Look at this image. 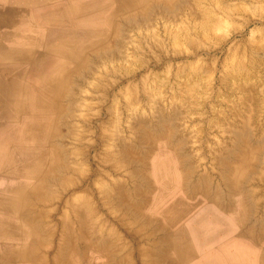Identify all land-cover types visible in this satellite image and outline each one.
<instances>
[{
    "label": "bare ground",
    "instance_id": "bare-ground-1",
    "mask_svg": "<svg viewBox=\"0 0 264 264\" xmlns=\"http://www.w3.org/2000/svg\"><path fill=\"white\" fill-rule=\"evenodd\" d=\"M215 1H217V0H215ZM215 1H213V2L215 3ZM219 1H221V3H222V0H218V2ZM244 2L247 3L248 5L252 4L254 7H258L260 2L262 4H264V0H241L238 3L235 2V4L228 3V4H231L230 6L227 5L228 7L223 5L222 7L219 8L218 11H220L222 13V15L227 17V18L228 17L229 18H233V17H231L233 15H238V14L242 15L243 14L242 13L243 12V8L239 4L243 5ZM100 3L101 4L99 5L97 12H95V9H94V12H93V11H91V8L86 7V10H88L89 14L85 17V21H89V22L86 23L87 27H89V28L84 29L83 33L79 34L76 38H73L72 40H69V42L67 43L68 44V51L67 52L62 51V50H58L59 52H62V54H61L62 55L61 57H62V60H63L62 62L67 64L68 66L65 69L57 70V71H41L40 69L35 71L36 79L38 77L37 73L39 72L40 73V75L38 74L40 76V77H38L39 80H41V78H42L43 80L41 82H43V87H47L48 88V89H46L47 95H45L47 100L46 101L44 100V102H43L44 103L43 104L44 105V110L46 112H49L46 115H43L45 117L44 118V120H45L44 124L47 125V127L44 129V133H43V129H41V128H43V126L42 125L40 126V124L37 123L38 122L37 119H34L31 122V125L35 127L34 130L37 131L35 133L36 135L43 133V136L45 134L48 137V147L49 148L47 150L41 151L39 153V155L41 157L43 156L42 157L43 161H46L43 164H46L48 162V168L50 169L49 171L51 173H50L49 177H47V178H46L45 174H43V180H47V179H48L47 181H52V180L56 181L57 180L56 182L61 183V186L65 185V187H68V189L71 187V189L73 190V192H71L72 195L69 198L66 197L65 206H67L68 208L72 209V211L74 212V216H73L74 219L70 220L68 215H66L67 218L64 216L59 221V226H61V228H60L61 231L59 233V236L58 235L57 236L60 237V239H61L60 246H58V250L61 251V254L58 253L59 255L58 256L56 255L55 257L58 258V260H60L61 263L62 262L64 263V261L66 259L67 260L66 264H86L89 261L91 262V259L98 260V262H99V259L101 257L102 258L106 257V259H107L106 264H110L109 260H111V257L113 258V260H114L113 262H115V264H159L161 260H160V255L157 254L158 252H155L154 254L151 253L154 250H158V249L150 248V247H147V246H144V245L141 246L142 241L147 239V236L144 235L143 233L141 234L139 229H136L135 232H132V231H133V228H135L139 224V223H136L134 221V217L137 214L140 215V213L149 206L148 197L150 196V191H149L150 190V185L146 184V182H147V180L150 177H152V176L155 177L156 176L153 173H151V170H150V166L152 165V163L153 164L161 163L160 166H161V168L164 169V172H162L160 174L161 178L166 179V180H170L172 178L173 174H175V175L177 174L178 177H179V182L182 185H187L188 176H189V171H188L189 169L188 168H189L190 165H192V163L194 162L193 161L194 159H193V157L191 155L189 156L186 153L188 150L184 146L183 143H185L187 140L185 142H183V140H181V138L177 137V134H175V132H176L175 131L176 130L175 127L176 126L172 123L173 120H171V122H170V121H168L170 119H167L169 116L171 117V115H170L171 113L172 114L174 113L173 111H174V109H176V107H175L176 104L170 109L169 112H165L162 109L164 105L162 106V108L158 105L156 107L155 114L152 113L155 116L154 117L152 115V117L155 118L153 120H149L150 118L147 119L148 117L147 118L146 117H141V115L135 116L133 121H132V123H131V125L128 126L129 130L126 131L128 133H129V131L131 132V136L132 137H130V138H126L125 135H122V133H121L122 131H121L120 128H123V127H121V126H119L117 124V122L119 123V121H117V119L113 120L114 123H112L111 119L108 122V123H110V125L112 124V129H111L110 133H105L104 132L105 130L102 129L101 124L98 123L97 127L95 128V130L99 131L98 135L97 136L95 135V137H97V140H98L97 144H90V142H88L90 140V138H89L90 136L88 137L89 138L88 141H85V138L83 139L82 132L79 130L78 126L76 125V122L73 121V119H74V115L73 114L79 115L78 111L80 109H78V108L80 106H82V103L84 101L83 98H81V96L79 94L81 93V90H83L82 87L85 86L84 83H87L88 80H90V78L92 77L93 73H95V75H93V76H95V78H94L95 80L92 81V79H91L92 82H89V83L92 84L91 85L92 88L97 93V97H96L97 98V103H96V105L94 104L95 106L93 105L91 109L95 110L96 108H93V107H97L98 109H100V110L103 109L105 111H108L109 114H111L113 109L116 110L115 107H118L117 103H119L118 100L120 98H123V100L126 101L122 105L124 107V109H125L126 106L129 105L127 103V101H132L135 98L138 99L137 97H139L141 99L147 97V94H146L147 91L144 90L145 87L147 86V83L149 82L146 79V75L147 74L146 75L144 74V75L136 76V77H131V78L121 77L118 80H116L117 71L118 70H122L121 67L124 66V65L122 66L121 64H117L120 61L119 60L117 62V60H118V58L121 59V57H123L124 55L127 54V53L124 54V49H125L124 46H125L126 42L129 39H131V38H129V36H125L124 33L127 30L131 31V30H134L135 28H137V30H138L139 27H143V26L146 27V28L151 27L153 19H154L155 16H160V17L165 18L166 20L168 19L170 21H176V19L180 20L181 17H179V15L182 14V12L184 13L185 10H187V9H190V11H191L190 13L194 16L195 10L197 11V9H195V6L191 7V5H192V3L194 5V4H197L198 2H197V0L196 1L195 0H192V1L191 0H101ZM218 5H220V4H218ZM114 6H117V8L115 7L116 9H114L115 11L112 12V16H110V18H107V19L100 18V8L101 7L104 9L105 7L109 8V7H114ZM200 10L197 13H199ZM213 11L214 10L211 9V6H210V8L205 9L204 12L202 11L203 12L202 21L206 25V28H207L206 31L207 30L208 31L215 30V27L219 25V24L218 25L216 24V26L214 27L212 19L215 16V14L212 17V14L214 13ZM197 13H196V15H197ZM41 16H43V15H41ZM41 19H42V17H41ZM217 20H219V18H217ZM263 20H264V16H263ZM91 21L94 22V23H92ZM216 22H218V21H215V23ZM219 22H220V20H219ZM104 24L107 25L108 27H110V33H107L105 36L100 37L101 26H103ZM201 24H202V22H201ZM221 25L222 24L220 22V28H221ZM201 28H202V26H201ZM261 28L262 27H259V29H261ZM214 32L215 31H213V33ZM216 32H215V34H211V37L214 38V36L216 34L218 36L219 34L216 33ZM203 33H204V31H203ZM223 34H222V37H223ZM145 35H146V33H145ZM135 36H136V34H135ZM154 36H153V38L156 37V36L155 37ZM149 37H151V36H149ZM225 37L226 36L224 35V38ZM202 38H203V36H202ZM219 38H221V37H219ZM90 39H92V40L90 41ZM157 39H156L155 44H152V45H154L153 47L155 49H157V48L159 49V46H160V44H159L160 42H158ZM173 39H175V41L176 40L178 41V39H180V38L177 39V37H176V38H173ZM190 39H193V38H190ZM190 39L187 38V42L192 44L193 42ZM204 39H207V38H204ZM134 41H136V40H134ZM146 41H148V40H146ZM219 41L221 42V40H219ZM175 43L178 44L179 41L175 42ZM128 44H129V42H128ZM136 44H138V43H136ZM171 44H172V42H171ZM218 44H220V43H218ZM152 45H150V46H152ZM194 45H190L191 46L190 47L191 50H189V51L185 50L184 51V56H182V57H185L184 58V62L185 63L182 62V64H177L175 66H173L172 64H169V65L165 66V68L166 69H171V70L175 69L176 71H180V70H185L186 69L187 71H189L191 73L196 72V70H197L196 67L197 66L194 65V62L185 61L188 58L194 57L198 53V49L195 48ZM126 46H128V45H126ZM138 46H140V45L138 44ZM178 46H180V44ZM216 46H217V44H216ZM127 49H128V47H127ZM128 51H129V49H128ZM173 53H176V51L173 52ZM181 54H183V52L182 53L180 52V54L176 53L174 56L177 57V56H179ZM238 55L240 56V54H238ZM126 59H127V56H126L125 60ZM108 61H111L110 63L112 64L113 67L109 71H107L108 73H106L104 75L102 74L103 73V71H102L103 69H101L102 73H98L99 69L102 68V64L105 63V62H108ZM121 63H123V62H121ZM139 63H140V66L147 65V63L145 62L144 59H140ZM156 63H158V62H156ZM105 64H107V63H105ZM105 64H104V66H105ZM240 65L241 64H239V66ZM129 68L131 69V67H129ZM232 70H234V69H232ZM236 70L237 69L235 68V71ZM239 70L240 69H238L237 72H239ZM127 71L128 70L126 68V71H124V73H126ZM51 72H56V73L51 74ZM32 73H34V72L32 71ZM145 73H148V72H145ZM183 73H184V71H183ZM227 73L224 75V77L227 76ZM185 74L186 73H184V75ZM232 74H234V73H232ZM130 75H132V73ZM177 75H176V77H177ZM186 75L188 76L190 74H186ZM25 77H27V76H25ZM221 77H222V75H221ZM218 78H219V76H218ZM107 79L110 80V81H108ZM207 81H209V79ZM224 81L226 82V80H224ZM182 82H184V81H182ZM209 83H210V81H209ZM116 86H120V88L116 89ZM205 86H207V85H205ZM208 86H210V85H208ZM139 87H141V88H139ZM245 87H246V89H244V90L247 91V98L238 97V99L239 100L241 99V101L243 103V107H244L243 110L249 115V119H251L252 116H253V110L255 108H257L258 105H254L255 104V99H254L255 95H254V91H253L252 87L251 86H247V85ZM93 89H91V90H93ZM137 89H140L141 91H138ZM254 89H255V87H254ZM185 90L183 92H185ZM89 93H91V92H89ZM181 93H182V91H181ZM34 94H35V99H36V93H34ZM189 94H190V92H189ZM176 96H178V95H176ZM245 97H246V95H245ZM107 98H110V100L108 99L109 102L107 101ZM245 99H247V100H245ZM138 101H139V99H138ZM159 101H161V100H159ZM172 102L175 103L174 100ZM36 103L37 102L35 100V103H34L35 104V108H36ZM158 103H160V102H158ZM162 103H163V101H162ZM177 104L180 105L179 101L177 102ZM166 106H167V104H166ZM89 107H91V106H89ZM100 110H98L97 112H99ZM85 112H86V109H85ZM53 113L55 114V118L50 119V117H51V115ZM149 113H150V111H149ZM237 113L238 112L236 111V114ZM106 114H107V112H106ZM113 114H114V111H113ZM104 116H105V114H104ZM107 117H108V115H107ZM224 117H225V115H224ZM104 118H106V116ZM109 118L106 119V120H109ZM261 119H262V117H261ZM87 120H81V123L86 126L89 123L88 122L89 120L88 121ZM235 120H236L235 124H233L234 123L233 122L231 125H228V126H229L230 130L233 129L236 132L239 130L242 133V134H240L241 136L236 135L234 138H232V144H235V149L234 150L236 151V153H235V151H233V154L235 155V154H237V151H239V156L240 157H239L236 165L231 166L230 164H228L227 160L228 161L229 160L232 161V159H233L232 157L230 159H226L225 155L223 156V154L219 153L220 154V155L218 154L219 156L216 155L214 157V161L217 163V165L226 166V165H223V163L227 162V166L228 167L227 166L226 167L229 169L227 171L226 175L224 174L225 168H223L224 171H220V172H218L216 170L217 171V177H218V179L221 182L222 181L223 182L228 181L229 182L228 187H229L230 190L237 189V185H239V183L243 184V188L242 189L244 190V197H243L244 205L248 206V203H249V206L252 207V205H253L254 208H256L258 206L259 208H261V210H263L262 208H264V207H261V203L262 202L260 203V200H259V197L260 198L262 197V196L259 195L260 191H258V189L256 190L255 186H254L255 187L254 190H253L252 187H251L252 190L248 189L250 192H248V190H246L247 188L245 189L246 181H247V183L249 185L250 184H252V185L254 184L255 185V183L259 179L262 178L261 174L264 173V170H263V167H264V162H263L264 161V153L261 154V152L264 151V150H262V149H264V142L262 141V137L263 136L261 137L259 135V136L256 137V136L247 134L246 133L247 122H245V121H243L241 119H236V118H235ZM253 122H255V121H253ZM259 122L261 123L262 121H259ZM104 123H106V121H102V125ZM256 123H255V125H256ZM180 125H181V123H180ZM258 125H259V123H258ZM91 126L92 125H90L88 127L90 128ZM253 127L255 128V126H253ZM224 130L225 129H223V131ZM249 131H251V130H249ZM228 133H229V131H228ZM89 134H90V132H89ZM124 134H125V132H124ZM141 134L142 135L144 134L143 136H145V138H146L145 140H147V146L145 148H140L141 147L140 146L138 148V151L136 150L137 153H135L134 152V149H135L134 148V143H135L134 139L136 138V136L137 137L142 136ZM233 134H235V133H233ZM240 137L243 140L245 139L246 141L244 142L245 144L242 142L243 145H244L243 148H238L237 149L236 144H237L238 140H242ZM226 138H227V136H226ZM263 139H264V137H263ZM106 140L110 141L111 147H106V148L102 147L103 145H105L104 141H106ZM225 140H227V139H225ZM92 142H94V140ZM223 142H225V141L223 140ZM221 143L222 142H220V144ZM228 144H229V142H228ZM224 146H225V144H224ZM55 147H57L56 150H54ZM91 147L94 148V153L89 154L86 150L91 148ZM189 149H191V148H189ZM202 149H203V147H202ZM218 149L221 152V150H223V146L219 147ZM258 149H260L261 152H259ZM131 152H133V154H134L133 156H131V154H132ZM59 153H60V155H59ZM41 154H43V155H41ZM207 154H209V153H207ZM55 155L62 156V158L55 159ZM40 156L38 157L40 159L39 163L41 162V159H42ZM194 156H197V155L194 154ZM204 156H206V155H204ZM227 157H229V156H227ZM45 158H47V160H45ZM258 158L260 159V162H262L261 164H263V165H260L259 162H256V160L257 161L259 160ZM197 159H199V156H198ZM35 161H37V158H35L33 160L34 163H35ZM68 161H69V163H68ZM72 162L74 163L73 166L70 164ZM134 162L142 163V164H140V167H142V169H141L142 174H139L138 171H137L138 173H136V171L134 172L132 170L133 166L135 165V164L133 165ZM196 162H198V161H196ZM256 164L258 165V173H255L254 169H250L249 168V167H252L253 165L256 166ZM86 165L87 166L88 165H93V169L91 171H89V172H86L87 169L84 168ZM210 165H212V164H210ZM125 166L127 168L131 167V171L129 169V171L126 172L128 174V177H127L128 179H126V181L128 180L130 185H135L137 183V181H139V179H140L141 182L143 181V185H141V184H140L141 186L137 185V187H134L132 189V191H133L134 195L136 196V198L130 199V201H127L128 200L127 198L128 197L130 198V196H127V193L125 192L126 191V188H125L126 184H125V181H123V179L122 180H118L115 177V178L110 179V182H109V176L110 175H113V176L116 175V173L119 170V168L120 167H125ZM195 166H197V165H195ZM213 166L214 165H212V167ZM41 167H43L41 164H39V165L36 164L33 167V170L30 167L31 168V173L30 174L33 175L38 169H41ZM196 169H198V168L196 167ZM172 170H174V173L172 172ZM202 171H203V169H202ZM175 172H177V173H175ZM74 175H76V177H74ZM139 175H141V177ZM197 176H198V182L196 183V185L193 186L194 190H202V192L206 193L207 195L209 193H212V191L214 193H216V194H219V190H218L219 188L217 189L216 184H215L216 189L212 190L210 188V176H209L208 172L204 171L203 173L201 172L200 174L197 173ZM263 176H264V174H263ZM245 178H246V180H245ZM239 179H242L243 183L240 182L242 180H239ZM96 182L97 183L101 182L103 184V186H102L103 188H99V187L97 188L96 185H95ZM215 182H217V181H215ZM47 184H49V183H47ZM239 186L241 188V185H239ZM211 187H212V185H211ZM258 187H261V185L258 186ZM40 189H41V186L39 184H36V182H33V184H32V190L33 191L31 193L33 194L34 200H35L36 194L41 192ZM68 189L65 190L66 193H67ZM60 190H62V189H60ZM100 193H102V195ZM57 194H58V192H57ZM96 194L100 195L103 198V200H104L103 202H101L99 204V207H98L99 209H104L109 203H112L113 201L115 202L116 201V197H119L118 200L121 199L120 200L121 203L120 204L118 203V204H119V206H121L122 209H124L126 207L130 208V213H128V216H130L129 219L131 218L132 221L131 220H124L122 218H121L122 220H120V219L118 220L117 218L115 219V217L113 218V219H115L114 220L115 223L117 221L116 224L120 227V229H122L123 235L122 234H118L116 232H112V229H109L108 232H107V234L112 235L116 239H120L121 236L123 237V239L125 238L122 241V243H121V248H122L123 251H121L119 249H118L119 251H117L114 248L111 250L110 242H112V240L110 242H109L108 239L104 240V241H100V240L98 241V238H95L94 234L90 235V233H88V231L95 232L97 234H103L104 233L102 231V229L96 228L97 226L94 225L95 221H93V220H92V222H93L92 226L89 227V228H86L87 225H86V222L84 220V218H85V216L83 215L84 214L83 213L84 209H86L88 211V213L91 215V219H93V213L97 209V206L95 205L96 203H93L95 201L93 199V196L95 197ZM115 195H116V197H114ZM261 195H263V194H261ZM39 197H40V201L48 200V204L47 203L46 204L51 206V207L57 201L56 200L57 196L56 197L55 196H53V197L51 196L50 198L46 197V199L44 197H41L40 195H39ZM263 197H264V195H263ZM100 198H99V201H101ZM22 201H23L22 199H20L18 197H15V196L14 197H7V198L5 197L3 200L0 199V206L3 207V208L5 207L6 209L10 210L11 215L13 216V220H11L9 223H0V238H2V240L9 239V238H19V239H22L23 241H26V242H23V243L19 244V246H16L15 248L11 249V252L9 254V258L10 259H14V260H20V261L23 262V264H35L37 259H43L47 255V252H43L44 253L43 255L42 254H39V256L37 255V253H42V251L40 250L39 243L40 242H44V240L45 241L47 240L48 242H50L48 239H51L53 237V235H52L51 230H49L47 228V226L45 225L46 223L43 224V220L44 219H43L42 216H44V215H42V216L40 215V213L42 214V212L39 213L40 216L38 215V217L37 216L35 217L34 214L31 216L29 210H32L35 205L32 204L33 207L31 209L30 205L25 204ZM27 203H29V202H27ZM38 207H40V206H38ZM128 208H126V209L128 210ZM115 209H117V206L115 207ZM261 210H260V212H261ZM47 211H48V209H47ZM97 211H98V209L96 210V212ZM101 212H99V213H101ZM117 214L118 213H116V215ZM120 214H121V212H120ZM83 216H84V218H83ZM105 218L107 219V217H105ZM139 221H140V219H139ZM145 221L147 223H150L151 219L149 217H146V220H144V221L142 220L143 224L145 223ZM261 221H262V219H261ZM70 222L71 223L74 222L77 226L75 228L70 227L71 225H68V223H70ZM47 223H48V221H47ZM158 225H156V226H158ZM148 227H150V224H149ZM160 227H162V226L160 225ZM253 227H254V225H253ZM146 228H147V226H146ZM151 230H152V232H154L153 229H151ZM162 231L164 232V230H162ZM152 232L150 234H152ZM153 235H154V233H153ZM43 238H45V239H43ZM110 239H111V237H110ZM56 241H57V239H56ZM159 241L160 240H158V242ZM144 243H145V241H144ZM155 243L156 242H154V244ZM187 243L189 244V242H187ZM3 244H5V243L2 242V246H4ZM135 244H137V246H135ZM151 247H153V246H151ZM160 247H162V246H160ZM134 249H135L136 253L132 254V250H134ZM92 251L94 253L96 252L95 255L93 253L91 255L90 252H92ZM88 253H90V254L88 255ZM150 253H151V255H150ZM178 254H179V257L181 259H183V258H185L187 256V253H185L183 247L179 248V253ZM88 257L90 259H88ZM116 258H117V260H116ZM58 264H59V262H58Z\"/></svg>",
    "mask_w": 264,
    "mask_h": 264
},
{
    "label": "rangeland",
    "instance_id": "rangeland-1",
    "mask_svg": "<svg viewBox=\"0 0 264 264\" xmlns=\"http://www.w3.org/2000/svg\"><path fill=\"white\" fill-rule=\"evenodd\" d=\"M213 1H215V0H199V1L197 0V2H198L197 4L193 5V3H192L191 7L195 6V9H197V11L195 10V14H194V16L196 18L190 13L191 12L190 9H187V10H185L184 13L182 12L183 15L182 14L179 15V17H181L180 20L176 19V21H170V20H168V19L166 20L165 18H162L160 16H155L154 19H153L151 27L146 28V27L143 26V27H139L138 28L139 31L137 30V28H135L134 30H131V31L127 30L124 33L125 36H129V38H131V39H129L126 42L125 46H124L125 47L124 54L125 53H127V54L124 55L125 57L124 56L121 57V59L118 58L117 62L120 60L119 63L116 62L117 64H121L122 66L124 65L123 67H121L122 70H118L117 71L116 80H118L121 77L131 78V77H136V76H140V75H144V74L146 75L147 74L146 75V79L149 82L147 83V86L144 89V90L147 91L146 92L147 97H145L143 99L137 97L139 99V101L136 98L133 99L132 101H127V103L129 105L126 106L125 109H124V107L122 105L126 101L123 100V98L119 97L120 98V99L118 98L119 99L118 100L119 103H117L118 107H115L116 110L113 109L114 114H113V111L111 112V114H109L108 111H105L103 109L100 110L97 107H93V108H96L95 110L91 109L92 106L94 104L96 105V103H97V98H96L97 97V93L92 88V86H91L92 84L89 83V82H92L93 80H95L94 79L95 76H93V75H95V73H93V75L90 78V80H88L87 83H84L85 86L82 87L83 90H81V93L79 94L81 96V98H83V100H84L83 103H82V106H80L78 108V109H80L78 111L79 115L73 114L74 115L73 121L76 122V125L78 126L79 130L82 132L83 139L85 138V141H88L89 138H90V140L88 141V142H90V144H97L98 143L97 137H95V135L97 136L98 133H99L98 130H95V128L97 127L98 123L101 124L102 129L105 130L104 131L105 133H110V131L112 129V124L110 125V123H108L110 121V119L112 120V123H114L113 120L117 119V121H119V123L117 122V124L119 126L123 127V128H120L121 131H122L121 132L122 135H125L126 138H130V137H132L131 136V132L129 131V133H128L126 131L129 130L128 126L131 125V123H132V121H133L135 116L141 115V117H146V118L148 117L147 119L150 118L149 120H153L155 118H153L152 115L155 114V110H156V107L158 105L161 108L164 105L162 109L165 112H169L170 109L175 104H176L175 105L176 109H174V111H173L174 113L173 114L171 113L170 114L171 117L169 116L167 119H170V120H168L170 122H171V120H173L172 123L176 126L175 127V129H176L175 131L177 133L175 132V134H177V137L181 138V140H183V142H185L186 140L188 141V142L186 141L185 143H183L184 146L188 150L186 153L189 156L191 155L194 160H196L200 164H202V168L206 167L207 169H209L210 167H212V165L216 164V162L214 161V157L216 155H218L219 153L223 154V156L225 155L226 159H230L232 157L233 158L232 161H230V160L228 161L227 160V162L231 166L236 165V163H237V161H238L240 156H239V151H237V154H235V155L233 154V151H235L234 150L235 149V144H232V138H234L236 135L241 136L240 134H242V133L239 130L237 132L235 130H233V129L230 130V128L228 126V125H231L233 122H234L233 124H235V121H236L235 118L236 119H241V120L247 122V128H246V133L247 134H250V135H253V136H256V137L259 136V135L261 137L262 136L264 137V67H263L264 66V46H263L264 45V24H263L264 23V20H263L264 4H262L260 2L259 5L257 4L258 7H254L252 4L248 5L247 3L244 2L243 5L239 4L243 8V12H242L243 14L241 13L242 15L238 14V15L231 16L233 18H229V17L227 18V17L223 16L220 11H218L219 8L222 7L223 5L224 6H227V5L230 6L232 3L235 4V2L238 3L241 0H222V3H221V1L218 2V0L215 1V3ZM228 3H231V4H228ZM218 4H220V5H218ZM210 6H211V9L214 10L213 11L214 13L212 14V17L215 14L214 17L215 18L216 17L219 18V20H220L222 25H221V28H220L219 20H217V18L215 19L213 17L212 20H213L214 27L216 26V24L217 25L219 24V25L216 26L217 28L215 27V30H212V31H208L207 30L206 31L207 28H206L205 23H203V21H202V17H203L202 14L205 11V9L210 8ZM115 7L117 8V6L109 7V8L105 7L104 9L101 7L100 8V18H102V19L110 18V16H112V12H114L115 11L114 9H116ZM198 9L199 10L201 9L199 13H197L199 11ZM196 13H197L198 16L196 15ZM214 20L218 21V22L215 23ZM201 22H202V24H201ZM201 26H202V28H201ZM259 27H262V28L259 29ZM203 31H204V33H203ZM213 31H215V32L217 31L216 33H218L220 36L219 35L217 36V34H216L214 36V38L211 37V34H215V32L213 33ZM107 33H110V27H108L107 25L104 24L103 26H101L100 37L105 36ZM145 33H146V35H145ZM135 34H136V36H135ZM222 34H223V37H222ZM148 35L151 36V37H149ZM174 35L175 36L177 35L176 36L177 39L180 38V39H178V41H179L178 44L175 43V42H178V41L177 40L175 41V39H173V38H176ZM224 35L226 36L225 38H224ZM153 36L155 38H153ZM202 36H203V38H202ZM219 37H221V38H219ZM187 38L188 39L193 38V39H190V40H192L193 43L192 44L188 43L187 42ZM204 38H207V39H204ZM156 39L158 40V42H160L159 43L160 44L159 49L158 48L155 49L153 47L154 45H152V44H155ZM218 39L221 40V42ZM91 40L92 39H90V41ZM134 40H136L137 42L134 41ZM146 40H148V41H146ZM128 42H129V44H128ZM171 42H172V44H171ZM136 43H138L140 46H138V44H136ZM218 43H220V44H218ZM179 44H180V46H178ZM216 44H217V46H216ZM126 45H128V46H126ZM150 45H152V46H150ZM190 45H194V47L198 49V53L194 56L195 58L194 57H192L193 59L192 58H188L185 61L194 62V65L197 66L196 67V69H197L196 72L191 73V72L187 71L186 69L185 70L176 71L175 69L171 70V69H166L165 68V66H167L169 64H172L173 66H175L177 64H182V62H184V58H185V57H182V56H184V51L185 50H187V51L191 50V48H190L191 46ZM127 47L129 49V51H128ZM175 51H176V53H179V54H180V52L181 53L183 52V54L179 55L180 57L179 56L175 57L174 55L176 53H173ZM238 54H240V56ZM126 56H127V59L125 60ZM140 59H144L145 62L147 63V65L140 66V63H139ZM110 62L111 61L105 62L110 67L107 64L103 63L102 64V68H100L99 72L98 71L97 72L98 73H102V71H103V73H102L103 75L108 73L107 71H109L113 67ZM121 62H123V63H121ZM156 62H158V63H156ZM104 64H105V66H104ZM239 64H241L243 67L241 65L239 66ZM129 67H131V69ZM126 68L128 70L127 71L128 73L132 70L129 74L126 72L128 75L126 73H124V71H126ZM235 68L237 69L236 71H235ZM101 69H103V70L101 71ZM232 69H234V70H232ZM238 69H240L239 72H237ZM183 71H184V73L190 74L191 76L190 75L187 76L186 74L184 75ZM145 72H148V73H145ZM53 73H56V72H51V74H53ZM131 73H132V75H130ZM226 73H227V76L224 77V75ZM232 73H234V74H232ZM38 74L40 75L39 72L37 73V76L40 77ZM175 74L177 75L178 78L176 77ZM221 75H222V77H221ZM218 76H219V78H218ZM38 77H37V80L39 81ZM91 79H92V81H91ZM206 79L207 80L209 79L210 83ZM42 80L43 79L41 78V80L39 82H41ZM224 80H226V82ZM38 81H36L37 82V86L34 88V92L36 93V99L35 100L37 102L36 103V108H33V109L29 110V114H30V119L32 121L34 119H37V121H38L37 123H39L40 126L42 125L44 127V129H45L47 127V125L44 124V121H45L44 118L45 117L43 115H46L49 112H46L44 110V105H43L44 103L43 102H44V100L45 101L47 100L45 95H47L46 89H48V88L47 87H43V85H38ZM108 81H110V80H108ZM182 81H184V82H182ZM245 84L247 86H251L252 87V89L254 91V95H255V98H254L255 99V104L254 105H258L257 108H255L253 110V116L251 115L252 118L250 117L251 119H249V115L243 110L244 107H243V103H242L241 99L240 100L238 99V97L247 98V91L244 90V89H246V87H245L246 85ZM205 85H207V86H205ZM208 85H210V86H208ZM253 86L255 87V89H254ZM119 88H120V86H116V89H119ZM139 88H141V87H139ZM91 89H93V90H91ZM137 90L141 91L140 89H137ZM184 90H185V92H183ZM181 91H182V93H181ZM89 92H91V93H89ZM189 92H190V94H189ZM176 95H178V96H176ZM245 95H246V97H245ZM108 99L110 100V98H107V101L109 102ZM159 100H161V101H159ZM173 100H174L175 103L172 102ZM245 100H247V99H245ZM162 101H163V103H162ZM176 101L177 102L179 101V104L181 106L178 105ZM158 102H160V103H158ZM169 103L170 104L172 103V104L170 105ZM166 104H167V106L168 105L169 106L167 107ZM89 106H91V107H89ZM85 109H86V112H85ZM97 109L100 110V111L97 112L98 111ZM149 111H150V113H149ZM236 111L238 112L237 114H236ZM106 112H107V114H106ZM104 114H105L106 118H104L105 117ZM107 115H108V117H107ZM224 115H225V117H224ZM261 117H262V119H261ZM53 118H55V114L54 113L51 115L50 119H53ZM108 118H109V120H106ZM81 120H87L90 123V124L88 123L86 125L87 127L90 126V125H92V126L90 128L89 127L87 128L85 125H83L81 123ZM101 120L102 121H106V123H104L102 125V121ZM253 121H255V122H253ZM259 121H262V122L260 123ZM180 123H181V125H180ZM255 123H256V125H255ZM258 123H259V125H258ZM253 126H255V128ZM3 128H5V127H3ZM223 129H225V130L223 131ZM249 130H251V131H249ZM228 131H229V133H228ZM5 132L4 131L3 132L0 131V157L5 162H7L8 160H10V161L13 160L14 162H13V167H10L9 170H8L9 173L3 175L4 176L3 181H0V199L3 200L5 197L7 198V197H14V196L18 197V198L23 200L22 202H24L25 204L30 205L31 209H32L33 205H35L34 208H33L34 210L33 209L29 210L31 216L34 214L35 217L36 216L38 217L40 212H42V214L40 213L41 216L44 215V216H42L43 219H44L43 220V224L46 223L45 225L47 226V228L49 230H51L53 237L51 238L52 240L48 239L50 242H48L47 240L46 241L44 240V242H40L39 243L40 250L42 251V253H37V255L38 256H39V254L43 255L44 254L43 252H47V255H46L47 258L44 257L43 259H37L35 264H42V263L43 264H49V263L50 264H58V262H59V264H66L67 263L66 259H65L64 263L63 262L61 263L60 260H58V258H56L55 256L56 255L58 256L59 254H61V251L58 250V246H60V242H61L60 237H58L59 233L61 231V229H60L61 226H59V221L64 216L67 218L66 215H68L70 220L74 219V217H73L74 216V212L72 211V209L68 208L67 206H65V199H66V197L69 198L72 195L71 192H73V190L71 189V187L68 189V187H65V185L61 186V183L56 182L57 180L56 181L55 180L47 181L48 179L47 180H43V174H45V176L47 178V177H49V175L51 173L49 171L50 169L48 168V162L46 164H43L46 161H43V158H42L43 156L41 157L39 155V153L41 151L47 150L49 148L48 147V137H47V135H45V134H44V136H43V134L30 135L29 136L30 139H31L30 141L35 146V149L30 152V151H22V150L19 151V150L16 149L17 145L15 143H12L13 141H16V140H20L21 142H23V139L25 138V135L20 133V135L18 136V135L11 134V133L6 134ZM89 132H90V134H89ZM124 132H125V134H124ZM233 133H235V134H233ZM143 135L140 136V137L136 136V138L134 139L135 143L134 142L133 143H134V148H135L134 152L135 153H137L136 150L138 151V148L140 146H141L140 148H145L147 146V140H145L146 138ZM226 136H227V138H226ZM263 137H262V141L264 142ZM225 139H227V140H225ZM93 140H94V142H92ZM223 140L225 142H223ZM108 141L107 140L104 141L106 146L103 145L102 146L103 148L104 147L105 148L106 147H111V143H110V141L109 142ZM227 141L229 142V144H228ZM245 141H246L245 139L244 140L243 139L242 140H238V142L236 144L237 149L238 148H243V146H244L243 143ZM220 142H222L223 144L222 143L220 144ZM224 144H225V146H224ZM220 145L223 146V150H221V152L218 149L219 147H221ZM11 147H12V149H10ZM202 147H203V149H202ZM56 148L57 147H55L54 150H56ZM189 148H191V149H189ZM262 150H264V149H262ZM86 151L89 154H92V153H94V148L91 147V148L87 149ZM258 151L261 152L260 149H258ZM131 153H132L131 156H133L134 155L133 152H131ZM207 153H209V154H207ZM235 153H236V151H235ZM262 153H264V151H262L261 154ZM194 154L197 155V156H194ZM38 155L42 158L40 163H39L40 159L38 158L39 157ZM41 155H43V154H41ZM59 155H60V153H59ZM59 155H55V159L62 158V156H59ZM204 155H206V156H204ZM198 156H199V159H197ZM227 156H229V157H227ZM16 158L20 160V162H19L20 165H17V162L15 161ZM35 158H37V161H35V163H34L33 160ZM45 160H47V158H45ZM256 162H259L260 165H263V164H261L262 162H260V159L258 161L256 160ZM23 163H25L26 166L21 165ZM68 163H69V161H68ZM14 164H16V165H14ZM36 164H38V165L41 164L43 167H41V169H38L33 175H31L30 174L31 173V168L33 170V167ZM70 164L73 166L74 163L72 162ZM140 164H142V163L134 162L133 163L134 166H133L132 170L134 172L136 171V173L139 172V174H142V172H141L142 167H140ZM210 164H212V165H210ZM125 167H120L119 170L117 171L116 175H114V176L110 175L109 176V182H110V179L115 178V177L118 180H122L123 179V181H125V184H126L125 185V188H126L125 192L127 193V196H130V198L129 197L127 198L128 199L127 201H130V199L136 198V196L134 195L132 189L134 187H137V185L138 186L143 185V181L141 182L140 179H139V181H137V183L135 185H130L129 181L128 180L126 181V179H128L127 178L128 174L126 172H128L129 169L131 171V167L130 168L129 167L125 168ZM252 167H249V168L250 169H254L255 173H258V165L256 164V166L253 165ZM4 168H6V167H4ZM84 168L87 169L86 172H89V171H91L93 169V165H88V166L86 165ZM263 170H264V167H263ZM263 174H261L262 178L260 177L261 179H259L255 183V185L254 184L253 185L252 184L249 185L247 183V181L245 183V189L247 188L246 190H248V189L252 190V188L254 190V188L256 187L255 189L256 190L258 189V191H260L259 195L262 196V197L261 198L259 197V200H260V203L261 202L263 203V204L261 203V207H264V200H263L264 199V197H263V195H264V179H263L264 176H263ZM6 176L8 177V179H7ZM139 176L141 177V175H139ZM74 177H76V175H74ZM245 180H246V178H245ZM33 182H36V184H39L41 186V189H40L41 192L36 194L35 200H34L33 194L31 193L33 191L32 190ZM46 182L49 183V184H47ZM95 185H96L97 188L98 187L99 188H103L102 187L103 184L101 182H99V183L96 182ZM257 185L258 186L261 185V187H258ZM65 188L68 189L67 193L65 191L66 190ZM60 189H62V190H60ZM249 190H248V192H250ZM57 192H58V194H57ZM100 194L102 195V193H100ZM261 194H263V195H261ZM39 195L41 197H44L45 199H46V197L50 198L51 196L52 197L53 196H55V197L57 196V198H56L57 201L51 207V206L47 205L48 204V200L40 201ZM98 197L100 198L101 196L98 195V194H96L95 197L93 196V199L95 200L93 203H96L95 205L97 206V209H98L97 212H96V210H97L96 209L95 212L93 213V219H91V215L88 213V211L86 209H84V211H83V213H84L83 215L85 216V218H84V216H83V218H84V220L86 222V225H87L86 228H89V227L92 226V224H93L92 220H93V221H95L94 225L97 226L96 228L102 229V231L104 233L103 234H97V233L91 232V231H88V233H90V235L94 234V237L98 238V241L99 240L100 241H104V240L108 239L109 242H110L112 240L113 243L110 242L111 250L114 248L117 251H119V250L123 251L122 248H121V243H122V241L125 238L123 239V237L121 236L120 239H116L112 235L107 234V232H108L109 229H112V232H116L118 234H122L123 235L122 229H120V227L116 224L117 221L115 223L114 220L117 218L118 220L119 219L120 220L124 219V220H131L132 221L131 218L129 219L130 216H128V213H130V208L126 207V208H128V210L126 208L122 209L121 206H119V204L121 203V201H120L121 199L118 200L119 197H116V195H115L114 196V197H116V201L115 202L113 201L112 203H109L104 209H99L98 208L99 204L101 202H103L104 200L101 197L100 198L101 201H99ZM27 202H29V203H27ZM38 206H40V207H38ZM116 206H117V209H115ZM47 209H48V211H47ZM99 212H101V213H99ZM120 212H121V214H120ZM116 213H118V214L116 215ZM105 217H107V219ZM114 217H115V219H113ZM139 219H140V216L137 214L134 217V221L136 223L140 224ZM11 220H13V216L11 215L10 210L6 209L5 207L3 208V207L0 206V223H9ZM47 221H48V223H47ZM68 225H71L70 227H72V228H75L77 226L74 222H72V223L70 222V223H68ZM138 225L135 228H133L132 232H135V230L138 229V227H139ZM110 237H111V239H110ZM43 239H45V238H43ZM56 239H57V241H56ZM0 242H1L0 243V264H23V262L20 261V260L10 259L9 258V254L11 252V249L15 248L16 246H19V244H21L23 242H26V241H23L22 239H19V238H9V239H5V240H2V238H0ZM2 242L5 243V244H3L4 246H2ZM90 253H91V255H92V253L95 255L96 252L94 253L92 251ZM90 253H88V255ZM88 259H90V258L88 257ZM116 260H117V258H116ZM106 261H107L106 257H104V258L101 257L99 259V262H101V263H104ZM113 261L114 260L111 257V260H109L110 264H115V262H113ZM92 262H93V259H91V262L89 261L86 264H92Z\"/></svg>",
    "mask_w": 264,
    "mask_h": 264
},
{
    "label": "crops",
    "instance_id": "crops-1",
    "mask_svg": "<svg viewBox=\"0 0 264 264\" xmlns=\"http://www.w3.org/2000/svg\"><path fill=\"white\" fill-rule=\"evenodd\" d=\"M100 1L0 0V131L25 135L23 142H12L17 150L31 152L35 149L29 137L37 132L29 114V110L35 108L34 88L38 81L35 71H57L68 66L62 62V52L58 50L67 52L69 40L89 28L86 25L89 21H85L89 14L86 7L97 12ZM39 81L38 85H43ZM41 129L44 133V127ZM15 161L20 165L19 159ZM193 161L188 168L187 185L179 182L177 174L170 180L161 178L164 172L161 163L150 166L151 173L156 176L146 182L150 185L149 206L139 215L138 229L147 239L141 246L158 249L151 253L158 252L159 264H264V208H254L249 203L244 205L243 184L239 183L241 188L237 185V189L230 190L228 181L218 179L217 171L225 168L224 174H227V162L223 163L227 167L216 163L207 169ZM13 162H5L0 157V181L9 173ZM21 165L26 166L25 163ZM204 171L210 176V188L216 189V184L219 194L212 191L207 195L193 189L198 182L197 173ZM146 217L152 222L143 224ZM180 247L187 253L183 259L178 254ZM135 253V249L132 250V254ZM95 263L101 264L93 260L92 264Z\"/></svg>",
    "mask_w": 264,
    "mask_h": 264
}]
</instances>
